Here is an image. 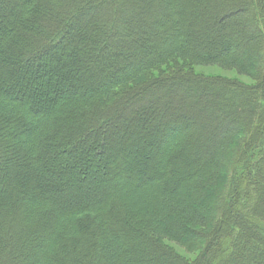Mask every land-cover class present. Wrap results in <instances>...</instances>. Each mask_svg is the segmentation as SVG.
<instances>
[{
	"label": "trees",
	"instance_id": "obj_1",
	"mask_svg": "<svg viewBox=\"0 0 264 264\" xmlns=\"http://www.w3.org/2000/svg\"><path fill=\"white\" fill-rule=\"evenodd\" d=\"M262 185L264 0H0V264H192L158 238L200 233L264 259Z\"/></svg>",
	"mask_w": 264,
	"mask_h": 264
},
{
	"label": "rangeland",
	"instance_id": "obj_2",
	"mask_svg": "<svg viewBox=\"0 0 264 264\" xmlns=\"http://www.w3.org/2000/svg\"><path fill=\"white\" fill-rule=\"evenodd\" d=\"M112 1L114 3H116V4L121 2V0H112ZM122 1H125L127 3L131 2V0H122ZM100 8H104V4L99 3L98 6H97V9H100ZM244 14H245L244 11L238 9V11L235 10V12H233V14L230 17H227V18H231L232 19V17H239V16H242ZM116 26L119 27V25H116ZM237 47L239 49V52L241 53V56L245 57V59L247 61H249L248 56L245 55V52H244L245 50L248 49L249 43L247 42V43L242 44V45L240 44V45H237ZM251 71H253V72L249 73L248 75H244V74L237 73L236 70L231 69V68H223V67H221L219 65H214V64H205L204 65V64H199V63L194 62V64H192L190 66V70L185 69V70H182L180 72L181 73H189L190 76H193V77H196V78L201 77V78H208V79H222V80L225 79V80H233V81H236L237 83H242L244 85H254V84H257V79H255V78H257L258 74H257V70H256V72L254 70H251ZM165 92H166L165 95L167 97L168 96L170 98H178L179 97L178 93H173L169 88H166ZM184 93L187 94L188 91L185 90ZM165 95L163 96V98L166 97ZM181 97H179V99H181ZM197 97L198 96H196V98ZM20 98L21 97L16 96V99L14 101H17V103L19 104V103H21V99H22V98L21 99ZM167 100H168V98H167ZM183 100H184V102H186L185 99H183ZM31 121H34L33 118H32ZM189 123H191L190 120H189ZM190 126H191V124H190ZM191 128H192V126H191ZM187 129L186 128H182L180 131H178L176 134H174V136L179 137V136L184 135L186 133ZM257 129H258L257 125H255L254 128H252V135H251L250 138H252L254 136V134L257 133L256 132ZM166 137L168 138V136H166ZM245 137H246V134H244L243 136H238L237 137V140H238L237 141V148H239V146H241V145L243 146V143L245 141H248L247 137H246V139H245ZM243 140H244V142H241ZM234 145L235 144H232V146H234ZM231 166H232V164L229 165V166L228 165H224V167L220 170L219 176L217 178L218 179L217 181L223 187V192H222L223 195H224L223 197H226L225 196L226 194H224V191H226V189H227L226 187L228 186L229 181H230V176H231V172H232V167ZM144 181H145L146 184L149 182L148 179H146ZM86 185H88V184H85V187H86ZM87 188H85V189H87ZM260 191H262L264 193V186L263 185L260 187ZM230 202H231V200H230ZM230 202L226 201L224 203L223 209L219 210L217 212V218H215L214 221H212V223L209 224V227H210L209 229L211 230L212 233H213V229H216V227L221 228L223 226V224L220 225V223L218 221H220L221 219L224 218V212H225L226 208H228L227 204L230 203ZM256 222H258V224H262V222H260V221L256 220ZM250 225H253L254 228L257 229V231H259L260 228H261V227H259L260 225L256 226V224L253 223V222ZM200 230H203L202 233L206 234V235L211 233L210 231H208V229H200ZM200 236H204V235H202L200 233V235L198 237L190 236L189 239H187L185 242H183V240L178 242V241L175 240V238H172L171 236L168 237L166 235H164V237L158 238V240H159L160 243L164 244L165 247H168L169 250H171L176 255H178L180 259H182L183 261H186L188 263L200 264V260H198V257L200 259H202L203 255H207L208 258L210 256H212V255L215 257V259L216 258H218V259L222 258V259H224L226 261L227 264H235L236 263V260L231 258L232 255L220 256V255L217 254L218 251L216 250V242H215V241H217V239L215 241H213L212 244L210 245L211 247L208 248V243H209V241H211L210 236H209V239L205 243H203V237L200 238ZM196 257H197V261L194 262ZM249 258L250 259H247L245 264H252L254 261H258V260L263 261L264 260L263 258L260 257L259 252H258V254L256 252L252 253L251 257H249Z\"/></svg>",
	"mask_w": 264,
	"mask_h": 264
}]
</instances>
